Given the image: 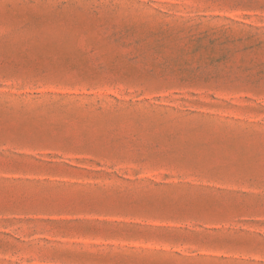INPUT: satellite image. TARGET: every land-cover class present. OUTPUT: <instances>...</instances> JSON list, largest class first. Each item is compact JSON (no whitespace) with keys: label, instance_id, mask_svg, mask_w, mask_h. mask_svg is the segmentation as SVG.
Segmentation results:
<instances>
[{"label":"rangeland","instance_id":"obj_1","mask_svg":"<svg viewBox=\"0 0 264 264\" xmlns=\"http://www.w3.org/2000/svg\"><path fill=\"white\" fill-rule=\"evenodd\" d=\"M0 264H264V0H0Z\"/></svg>","mask_w":264,"mask_h":264}]
</instances>
